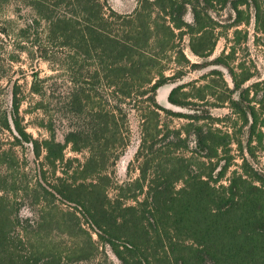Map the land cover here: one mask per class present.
<instances>
[{
  "label": "trees",
  "instance_id": "trees-1",
  "mask_svg": "<svg viewBox=\"0 0 264 264\" xmlns=\"http://www.w3.org/2000/svg\"><path fill=\"white\" fill-rule=\"evenodd\" d=\"M197 3L140 0L139 9L121 14L106 0H0V9L13 4L22 16L14 45L51 69L44 76L34 71L29 87L45 136L34 137L23 124L18 84L8 107H0V131L9 133L8 147L0 136V264H69L55 233L77 226L91 241L82 221L121 264H264V171L244 154L252 155L253 143L264 139L261 104L256 108L248 98L251 87L242 86L251 72L230 66L234 50L212 61L228 68L233 88L226 89L239 92L229 99L247 127L244 144L215 126L210 111H174L157 100L160 86L175 83L168 95L173 105L190 110L192 97L210 105L204 92L212 85L196 87L192 96L188 82L177 83L180 67L166 74L168 50L182 35H191L189 47L199 57L215 46ZM239 3L254 7L264 36V0H235L237 15ZM188 6L193 24L184 20ZM174 61L197 66L181 48ZM131 112L140 128L133 160L138 175L113 183L108 168L128 144ZM163 116L186 121L173 125ZM234 140L241 153L235 168ZM25 145L39 159L33 187L20 180L15 147ZM23 203L35 218L20 215ZM54 211L64 216L61 222ZM77 248L78 259L84 258L85 248Z\"/></svg>",
  "mask_w": 264,
  "mask_h": 264
},
{
  "label": "rangeland",
  "instance_id": "rangeland-1",
  "mask_svg": "<svg viewBox=\"0 0 264 264\" xmlns=\"http://www.w3.org/2000/svg\"><path fill=\"white\" fill-rule=\"evenodd\" d=\"M234 1L213 0L209 3H204L202 0H199V3L195 4L197 5L201 19L207 24L208 38L211 37V40L215 41V46L209 56L199 57L195 55L189 47L191 35L186 33L180 39H176L175 46L168 50L167 55L169 59L165 60V64H167L166 74L172 75L178 67L184 71L183 77L177 83L188 82L189 85H187L186 90H189L192 96L198 94L195 90L196 87L212 85L204 92L206 98L210 100V105L194 99L195 97H192V100L196 104L192 105L190 110L173 104V107H171L161 102L159 103L174 111L194 113L193 108L208 110L213 116L215 126L221 128L223 131L230 132L232 134L231 138H235L236 140L241 139L244 144L247 139V127L241 125L240 116L234 111L229 99V97L238 98L239 92L232 93L226 89V86L229 89L233 88L228 68L223 65H215L212 61L223 52L228 53L230 50H234V55L228 58V62L231 67L236 68L235 71L237 73H241L242 71L251 72V77L242 86L244 88L247 86L251 87L248 98L252 103L256 104V108H258L259 103L261 104V107H259L260 116H263L264 36L257 28L254 7L250 3H239L238 8L240 13L237 15L233 9ZM106 2L110 8L121 14L132 13L141 7L140 0H106ZM206 13L208 18L205 17ZM21 14L24 16L25 12L23 11ZM20 17L22 19V16L13 4L0 9V72L2 73L0 77V107H8L12 87L14 84H18L21 91L20 94L23 96V102L20 106L23 124L34 137H43L46 135V132L38 125L42 113L40 109H35L34 107L38 98L30 93L29 87L34 71L39 72L40 76H44L50 74L51 69L47 61L39 59L37 55L29 57L27 53L14 45L18 39L17 28L22 25ZM236 18H238V21H236ZM184 20L190 24L194 23L193 12L190 6H188L184 15ZM1 30H4V33ZM177 48H181L189 59V62L196 63L197 66L187 67L186 63L182 61L176 63L174 58ZM213 70L220 71L221 74L214 73ZM165 85L172 86L175 83ZM163 121L178 125L184 123L186 119L183 117H172L169 119L163 116ZM129 128L128 144L123 154L108 168L113 183L123 184L138 175L136 163L133 160L139 144L140 128L138 118L133 112L129 113ZM0 136L3 148L8 147L9 133L2 130L0 131ZM57 138L61 139V135L58 134ZM253 144V154L249 155L245 151L244 154H246L253 166L264 171V139L262 143ZM231 146V154L235 157L233 160V167L235 168L236 165L241 163V153L235 140ZM15 150L20 159L22 171H20V180L23 184L27 183L31 187L35 186L40 176L39 159L34 157L29 146H16ZM66 152L69 156L73 155L69 149ZM78 156L82 158L83 155ZM47 178L51 180L52 176L47 173ZM114 188V185H110V195H113V192H115ZM19 196H23V192L19 191ZM125 202L129 203L131 201L126 200ZM56 205L58 209L66 211L67 206L65 204L56 201ZM54 213L59 218L58 221L64 217L58 212L54 211ZM20 215L30 219L37 216L33 208L24 203L20 209ZM82 226L91 234V241L88 235L80 231L77 226L70 228V230L64 229L62 233H55L59 246L69 252V264H121L110 247L100 242L97 235L84 221H82ZM78 246L82 249L85 248V252H83L84 258L78 259Z\"/></svg>",
  "mask_w": 264,
  "mask_h": 264
},
{
  "label": "water",
  "instance_id": "water-1",
  "mask_svg": "<svg viewBox=\"0 0 264 264\" xmlns=\"http://www.w3.org/2000/svg\"><path fill=\"white\" fill-rule=\"evenodd\" d=\"M173 86L171 85H162L158 88L157 90V98H158V101L161 102L162 104L166 105V106H171L173 107L172 103H170L168 101V95H169V92L171 91ZM165 90V92H164Z\"/></svg>",
  "mask_w": 264,
  "mask_h": 264
}]
</instances>
